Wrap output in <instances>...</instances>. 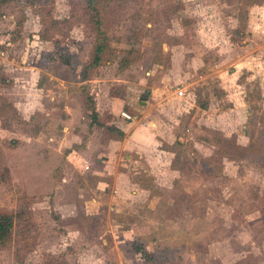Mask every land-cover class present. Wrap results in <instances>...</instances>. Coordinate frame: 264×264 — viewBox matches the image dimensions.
<instances>
[{
    "label": "rangeland",
    "instance_id": "rangeland-1",
    "mask_svg": "<svg viewBox=\"0 0 264 264\" xmlns=\"http://www.w3.org/2000/svg\"><path fill=\"white\" fill-rule=\"evenodd\" d=\"M86 5L0 0V264H264V0Z\"/></svg>",
    "mask_w": 264,
    "mask_h": 264
},
{
    "label": "trees",
    "instance_id": "trees-1",
    "mask_svg": "<svg viewBox=\"0 0 264 264\" xmlns=\"http://www.w3.org/2000/svg\"><path fill=\"white\" fill-rule=\"evenodd\" d=\"M96 3L97 0H87V5H86V10L89 11L88 17H87V23L91 25V27L94 30V33L96 35L97 41H95L93 47H92V54H91V59H90V64L87 65V67H93L96 66L100 60H101V53L106 49L107 47L105 46L104 43V37L103 33L100 31L99 28V11L96 8ZM101 16V15H100ZM89 69V68H88ZM198 96V93L196 94ZM110 97H115L114 94H111L109 92ZM89 101V102H88ZM88 102V107H85L83 112L88 116L90 119V125L94 126L96 129L99 127H104L106 132L108 134H114V138L117 140H120L123 137V133L119 131L118 129L114 128L113 126H107L105 117H99L97 113L95 112V105L91 101V99H87ZM205 105L204 103H199V108H204ZM123 110H127L123 107ZM129 111V110H128ZM246 157H250V155H244ZM222 155H219V158L217 159V162L220 163ZM240 157V156H239ZM257 163L260 162L259 157L252 156ZM0 173V182L2 180ZM18 214H13L9 213L6 211H0V247H4L7 242L9 241L10 233H11V228L13 224V219L18 218ZM123 245L125 246V250L129 251L130 254L137 256L139 259L143 260L147 264H163L162 261L157 260L158 257L156 258L157 253L153 254L152 251H149L146 245H144V239L139 236H133L131 238H128L126 240H123Z\"/></svg>",
    "mask_w": 264,
    "mask_h": 264
},
{
    "label": "crops",
    "instance_id": "crops-1",
    "mask_svg": "<svg viewBox=\"0 0 264 264\" xmlns=\"http://www.w3.org/2000/svg\"><path fill=\"white\" fill-rule=\"evenodd\" d=\"M95 112L97 113V115L99 117L102 116V114L99 113L97 107H95ZM111 121H112V119H111ZM111 124H112V122H109V123H106L105 125H107V126H113L114 128L118 129L119 131H121L123 133V137L120 140H117V139L114 138L113 139L114 141H112V142L113 143L121 144L120 147H119L120 149H123V150L127 149V150H129V152H133L132 150L134 149V147H133L134 144H133V141L132 140H133V136H134L135 132H127V134H126L127 126L126 127H124V126L121 127V126H117V125L114 126V125H111ZM89 130H90V132H93V131H97L98 129H96L94 126H91L89 128ZM100 130H102V128H100ZM124 136H126V137L124 138ZM134 154H135V152H134Z\"/></svg>",
    "mask_w": 264,
    "mask_h": 264
},
{
    "label": "built area",
    "instance_id": "built-area-1",
    "mask_svg": "<svg viewBox=\"0 0 264 264\" xmlns=\"http://www.w3.org/2000/svg\"><path fill=\"white\" fill-rule=\"evenodd\" d=\"M184 93H185L184 90L179 89V90L176 91V93L174 94V96H175V98H181V97H183ZM119 116H120V118L124 122H131V121H133V118L130 115L126 114L124 111H121L119 113Z\"/></svg>",
    "mask_w": 264,
    "mask_h": 264
},
{
    "label": "water",
    "instance_id": "water-1",
    "mask_svg": "<svg viewBox=\"0 0 264 264\" xmlns=\"http://www.w3.org/2000/svg\"><path fill=\"white\" fill-rule=\"evenodd\" d=\"M141 99L145 100L146 99V96L145 95H142L141 96Z\"/></svg>",
    "mask_w": 264,
    "mask_h": 264
}]
</instances>
